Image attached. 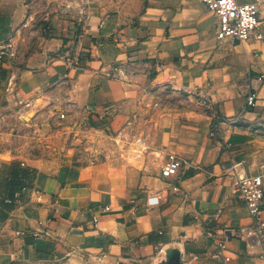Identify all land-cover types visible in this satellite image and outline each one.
I'll use <instances>...</instances> for the list:
<instances>
[{
  "label": "crops",
  "instance_id": "obj_1",
  "mask_svg": "<svg viewBox=\"0 0 264 264\" xmlns=\"http://www.w3.org/2000/svg\"><path fill=\"white\" fill-rule=\"evenodd\" d=\"M31 1L0 0V120L62 124L64 152L0 160V264H264V230L246 233L254 217L230 174L264 166V38L218 39L202 0L54 14ZM150 98L156 123L134 155L65 143L71 129L128 136Z\"/></svg>",
  "mask_w": 264,
  "mask_h": 264
},
{
  "label": "rangeland",
  "instance_id": "obj_2",
  "mask_svg": "<svg viewBox=\"0 0 264 264\" xmlns=\"http://www.w3.org/2000/svg\"><path fill=\"white\" fill-rule=\"evenodd\" d=\"M80 1L83 2V0H32L31 2L34 9H37V11H47L50 14H54L57 10L63 11L65 7L73 8V3ZM168 100L169 98L164 96L163 99H161L162 105H158L159 107L157 110L159 108H165L170 104ZM152 102L153 99L150 98L146 105L148 106L146 107L147 109L142 110L139 117H133L126 122V125L130 126L128 136L120 133L122 129L117 134L110 136L104 131H96L95 129H83L76 132L71 129L65 131V143L67 145H81V147L87 148L86 151L95 149L97 151H114V153H130L134 155L133 150L138 147L135 145L138 133L141 136L144 135L146 131L151 130L153 124L156 123L154 119H150V114H152ZM26 109L30 110L32 107H27ZM30 115V112L24 110L21 120L16 119L9 123L0 120V160L11 159L20 155V157L24 155L31 158H55L64 152L62 136L56 131L63 125L53 124L51 121L46 122L44 127L47 129H44L45 131L43 132L37 128V125L34 126L35 124L30 120ZM61 133L64 134V132ZM128 141L129 147L127 148L125 144L128 143ZM96 146H99V148H96Z\"/></svg>",
  "mask_w": 264,
  "mask_h": 264
},
{
  "label": "built area",
  "instance_id": "obj_3",
  "mask_svg": "<svg viewBox=\"0 0 264 264\" xmlns=\"http://www.w3.org/2000/svg\"><path fill=\"white\" fill-rule=\"evenodd\" d=\"M217 17L218 39L229 38L234 42H242L251 38H264V19L260 17L259 7L264 0H202ZM3 53H0L2 56ZM257 105V94L249 90L246 94V108L253 109ZM65 115L62 114V117ZM182 161L173 153H169L163 170L168 175L177 174ZM234 190L239 193L249 213L254 217L255 228L246 231L249 236H261L264 230V219L261 213L264 209V166L255 174L242 173L238 164L230 167ZM233 234L244 235L245 232L230 229ZM185 264V263H184Z\"/></svg>",
  "mask_w": 264,
  "mask_h": 264
},
{
  "label": "water",
  "instance_id": "obj_4",
  "mask_svg": "<svg viewBox=\"0 0 264 264\" xmlns=\"http://www.w3.org/2000/svg\"><path fill=\"white\" fill-rule=\"evenodd\" d=\"M162 264H179V262H176V263H174L173 261H166V262H163Z\"/></svg>",
  "mask_w": 264,
  "mask_h": 264
}]
</instances>
